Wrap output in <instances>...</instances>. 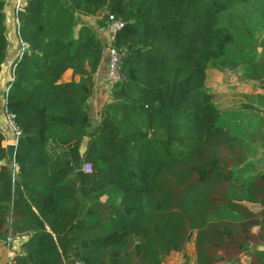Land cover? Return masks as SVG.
<instances>
[{
  "label": "trees",
  "instance_id": "trees-1",
  "mask_svg": "<svg viewBox=\"0 0 264 264\" xmlns=\"http://www.w3.org/2000/svg\"><path fill=\"white\" fill-rule=\"evenodd\" d=\"M100 12L98 25L123 20L121 79L91 128L102 41L77 17ZM16 16L27 48L5 93L12 161L0 128V235H26L12 264H158L172 251L188 264L192 237L195 264H214L221 239L264 264L248 240L257 226L264 244V161L250 159L264 111L221 107L206 86L212 61L264 87V0H27Z\"/></svg>",
  "mask_w": 264,
  "mask_h": 264
},
{
  "label": "crops",
  "instance_id": "crops-1",
  "mask_svg": "<svg viewBox=\"0 0 264 264\" xmlns=\"http://www.w3.org/2000/svg\"><path fill=\"white\" fill-rule=\"evenodd\" d=\"M4 23L6 27V36H7V46L6 53L3 62L1 63L0 68V128L4 133L3 144L8 145L10 143H15L16 137L12 126L8 123L6 118V110L4 107L5 103V93L8 88L9 82L13 78L12 74V65L13 62L19 58L23 50L27 48L26 44L21 40L18 35L17 27H18V19L16 16L17 3H21V6L25 4L27 0H4ZM102 15V12L96 15H78V23L77 26L82 22L88 23L94 28L96 34L100 37H106L107 28L106 25H98L96 23V19ZM106 50H104L102 46V59L101 62L94 74V86L93 90L90 93L87 99V106L90 116V124L91 128L96 125L100 120L99 110L111 99V86L107 81V55ZM207 71V68H206ZM221 80L225 82L227 80L231 81V74L234 75L236 85L233 84V91L229 93H216L215 98L217 103L221 107H232V106H240L242 103H250L251 105L258 108L260 111H264V101L261 99L260 95L264 96V87H261L258 81L253 79H242L238 78L237 75L240 73L239 71H221ZM225 72V73H224ZM230 72V74H229ZM72 76L71 69H67L63 74L61 79L68 80ZM207 76V73H206ZM78 75L75 74L74 78L78 79ZM233 80V79H232ZM228 81V82H229ZM220 86V83H218ZM207 86V85H206ZM218 86V87H219ZM211 91V90H210ZM213 92V91H211ZM217 92V91H216ZM247 95H250L247 97ZM221 96L222 99L218 97ZM252 96V97H251ZM3 126L7 129L8 134H5ZM264 129V125H263ZM10 139L9 141H6ZM87 141V137H84L81 141L80 150L83 151L85 148V144ZM251 161H264V151L262 147H258V149L254 152L252 150ZM12 161V160H11ZM12 163V162H11ZM250 207L256 208L257 205L255 203H250ZM257 226H254L252 232ZM4 232L9 233L8 228L4 229ZM26 235H13L12 237V246L14 251L18 252L21 250V243L25 239ZM252 243V242H251ZM253 245V243H252ZM264 244H257L255 248H263ZM7 242L5 240L0 239V264H4V259L7 254ZM245 255V254H244ZM249 259L254 262L253 264H259L256 261L255 256L250 257V254H246Z\"/></svg>",
  "mask_w": 264,
  "mask_h": 264
},
{
  "label": "rangeland",
  "instance_id": "rangeland-1",
  "mask_svg": "<svg viewBox=\"0 0 264 264\" xmlns=\"http://www.w3.org/2000/svg\"><path fill=\"white\" fill-rule=\"evenodd\" d=\"M102 44L106 43L107 41V35L106 37H101ZM260 48V46H259ZM226 68L219 67L217 63L210 62L207 66V76H206V85L209 91H213L214 96L216 93H229L233 91V84L236 85L234 75L231 74V81L227 80L225 82H222L221 80V71H226ZM227 71H232L228 70ZM225 73V72H224ZM230 74V72H229ZM233 79V80H232ZM229 81V82H228ZM220 83V86L219 84ZM219 86V87H218ZM217 91V92H216ZM219 99H222L221 96L218 97ZM5 134H8L7 129L3 126ZM10 139L6 140L9 141ZM6 161H11L8 157H6ZM227 224H232V233L235 237H237V227L235 223L226 221ZM248 240L252 242L255 246L263 240L262 238V232L260 227H257L254 229V231L251 233V235L248 237ZM217 251H218V260L214 264H221L222 262H227L228 264H247V261L249 257L244 253H241V251L238 249L237 242H227L223 239L218 240L217 244ZM185 253L186 257L188 258V264H195V250H194V241L193 237L188 241L186 247H185ZM250 257H253V255H250ZM184 256L182 253L178 251H172L170 254L165 256L158 264H182L184 261Z\"/></svg>",
  "mask_w": 264,
  "mask_h": 264
},
{
  "label": "built area",
  "instance_id": "built-area-1",
  "mask_svg": "<svg viewBox=\"0 0 264 264\" xmlns=\"http://www.w3.org/2000/svg\"><path fill=\"white\" fill-rule=\"evenodd\" d=\"M21 6V3H17V8ZM123 25V20L120 18L114 17V15L109 14L108 21L106 24L107 28V41L106 43H103L102 46L104 50H106L107 55V81L109 82L110 86L115 83L116 81L121 79V73L119 71V60H120V52L119 50L112 44V39L114 37V34L118 28H120ZM14 114L6 112V118L8 123L12 126L15 137L19 134V129L15 125L13 121ZM14 167V163H13ZM80 169L84 171L90 170V165L88 163H85ZM12 237L13 234L8 233L6 237L7 242V254L4 259V264H12L13 263V257L16 253L14 251L12 246ZM71 264H81L78 261H73Z\"/></svg>",
  "mask_w": 264,
  "mask_h": 264
},
{
  "label": "water",
  "instance_id": "water-1",
  "mask_svg": "<svg viewBox=\"0 0 264 264\" xmlns=\"http://www.w3.org/2000/svg\"><path fill=\"white\" fill-rule=\"evenodd\" d=\"M102 48V47H101ZM15 147H16V141L15 143H10L7 145V157L12 160L14 158V153H15ZM83 170L78 169L77 174L79 177L82 176ZM6 238V233L3 231L0 235V239L5 240Z\"/></svg>",
  "mask_w": 264,
  "mask_h": 264
}]
</instances>
